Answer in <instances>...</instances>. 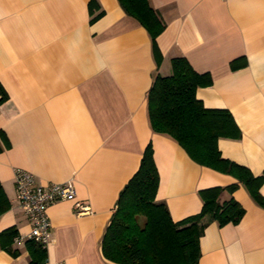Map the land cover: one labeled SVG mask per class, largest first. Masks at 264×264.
I'll return each mask as SVG.
<instances>
[{
	"label": "crops",
	"instance_id": "0c3cea01",
	"mask_svg": "<svg viewBox=\"0 0 264 264\" xmlns=\"http://www.w3.org/2000/svg\"><path fill=\"white\" fill-rule=\"evenodd\" d=\"M163 23L155 52L148 30L118 0H0V184L9 208L0 231L29 230L16 200L14 172L36 182L70 181L73 199L49 204L51 230L42 264H120L101 239L119 191L151 141L159 173L155 199L174 221L197 213L199 191L236 179L199 164L171 136L152 130L147 92L156 73L184 56L212 83L203 105L228 109L240 136L219 137L221 155L264 174V0H148ZM238 59L245 65L233 69ZM260 193L264 195V183ZM237 222H209L198 264H264V206L243 184ZM89 205L77 214L74 202ZM23 243L0 246V264H29Z\"/></svg>",
	"mask_w": 264,
	"mask_h": 264
},
{
	"label": "trees",
	"instance_id": "16d2710c",
	"mask_svg": "<svg viewBox=\"0 0 264 264\" xmlns=\"http://www.w3.org/2000/svg\"><path fill=\"white\" fill-rule=\"evenodd\" d=\"M124 11L135 17L149 32L155 52L156 36L163 23L148 0H118ZM171 73H156L147 92V108L153 131L175 139L199 164L232 175L236 180L225 186H211L199 191L200 210L174 221L164 202L155 199L159 173L149 141L142 152L137 170L119 191L109 223L101 239L105 258L120 264H198L201 254L199 239L205 226L216 221L219 225L237 222L244 214L243 206L230 197L220 201V193H232L243 184L252 198L264 206L259 191L264 174L254 175L242 164L221 155L219 137L237 138L240 130L226 108L203 105L196 96L199 86L212 83L209 72H197L184 56L171 58ZM245 65L238 59L233 69ZM7 92L0 82V104ZM9 202L0 184V214ZM143 222L140 223V218ZM18 235L14 227L0 231V246L9 248ZM24 244L30 250L29 264H42L45 248L32 239Z\"/></svg>",
	"mask_w": 264,
	"mask_h": 264
},
{
	"label": "built area",
	"instance_id": "2783aa9c",
	"mask_svg": "<svg viewBox=\"0 0 264 264\" xmlns=\"http://www.w3.org/2000/svg\"><path fill=\"white\" fill-rule=\"evenodd\" d=\"M16 200L24 212L29 230L26 234H18L14 238L16 244L32 239L40 246L45 247L50 239L51 225L47 214L49 204L55 201L73 199L75 188L70 181L36 182L34 174L23 168H16L14 172ZM77 214L89 212V205L85 202H74Z\"/></svg>",
	"mask_w": 264,
	"mask_h": 264
},
{
	"label": "rangeland",
	"instance_id": "374dc122",
	"mask_svg": "<svg viewBox=\"0 0 264 264\" xmlns=\"http://www.w3.org/2000/svg\"><path fill=\"white\" fill-rule=\"evenodd\" d=\"M143 220H144V219L141 217V218H140V223H142V222H143Z\"/></svg>",
	"mask_w": 264,
	"mask_h": 264
}]
</instances>
